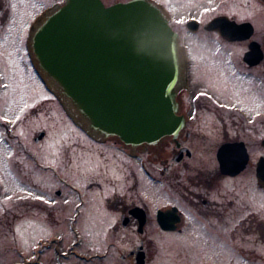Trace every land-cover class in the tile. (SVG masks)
Instances as JSON below:
<instances>
[{
	"label": "flooded vegetation",
	"instance_id": "obj_1",
	"mask_svg": "<svg viewBox=\"0 0 264 264\" xmlns=\"http://www.w3.org/2000/svg\"><path fill=\"white\" fill-rule=\"evenodd\" d=\"M65 1L0 0V53L14 50L23 36L33 44L43 12L51 17ZM120 1L129 0L113 3ZM150 1L165 13V2ZM231 2V16L221 11L213 17L247 23L253 32L229 39L211 30L221 51L209 60L217 59L220 100L203 101L200 85L209 70L183 48L176 98L185 123L178 134L128 145L82 125L74 141L78 169L83 173L82 168L94 165L100 172L92 181L76 183L71 228L57 229L43 239L47 244L35 245L36 232L20 230L34 216L15 219L12 260H2L0 246V264H264V181L257 175L264 158V33L258 34L256 23L245 17L264 10V0ZM192 20L197 30L187 26ZM201 25L206 30L192 17L185 26L195 32ZM60 151L59 145L56 154ZM108 153L109 165L95 164ZM89 156L93 159L83 160ZM56 192L63 193L60 188Z\"/></svg>",
	"mask_w": 264,
	"mask_h": 264
},
{
	"label": "water",
	"instance_id": "obj_2",
	"mask_svg": "<svg viewBox=\"0 0 264 264\" xmlns=\"http://www.w3.org/2000/svg\"><path fill=\"white\" fill-rule=\"evenodd\" d=\"M150 0L107 6L66 0L36 30L38 64L58 85L92 133L128 145L153 144L184 126L177 114L179 35ZM191 30L199 28L192 20ZM223 37H248L252 25L218 16L205 25ZM264 181V158L258 174Z\"/></svg>",
	"mask_w": 264,
	"mask_h": 264
},
{
	"label": "rangeland",
	"instance_id": "obj_3",
	"mask_svg": "<svg viewBox=\"0 0 264 264\" xmlns=\"http://www.w3.org/2000/svg\"><path fill=\"white\" fill-rule=\"evenodd\" d=\"M104 1L109 6L118 0ZM160 1L166 3L165 14L170 19L171 27L182 37L178 46L181 76L184 69L183 48H186L204 69L209 70L203 73L204 82L200 85L203 87V101H219L220 97L217 95L221 93V89L216 87L219 79L215 73L218 67L217 59H214L213 63L209 62L214 54L221 52L214 39L217 35L204 30L203 25L195 32L185 25L192 17L197 18L201 24H207L221 11L231 16L235 12L231 0L226 2L224 7V0ZM45 12L47 10L43 12V17ZM245 17L256 23L258 34L264 33V10L257 8ZM205 60H208V66L203 65ZM0 79L3 85L0 90V246L4 256L2 260L8 262L12 260L9 254L13 245L11 235L14 220L34 216L33 222L22 223L20 230L24 231L26 227L32 230L31 233L36 232L38 236L32 244H47L46 240H43L47 239V235H54L57 229L71 228L70 218L75 212L76 200L73 193L76 183L82 179L92 181L96 178L94 172H100V169L94 165L88 169L82 168L83 173L78 169L80 162L76 160V155L79 153L74 141L77 140L75 136L79 137L77 134H81L84 129L74 118L72 106L64 101L66 97L58 85L38 64L31 40L27 41L23 36V39H19L15 44L14 50L1 49ZM9 82L11 86L6 88ZM207 89L214 94V99L206 95ZM35 137L39 138L38 140L44 137L45 139L36 142ZM79 143L83 144L85 141ZM59 145L61 151L56 154ZM29 150H32V153ZM38 151H41L40 155L43 157ZM105 155L106 157L99 156L95 164L109 165L112 161L109 160L111 154ZM39 156L40 158H37ZM89 158L93 159L89 156L83 160ZM82 164L86 163L82 162L80 165ZM58 188L63 192L60 195L56 192ZM36 196H42L44 199L37 200ZM8 197L12 199L9 200Z\"/></svg>",
	"mask_w": 264,
	"mask_h": 264
},
{
	"label": "bare ground",
	"instance_id": "obj_4",
	"mask_svg": "<svg viewBox=\"0 0 264 264\" xmlns=\"http://www.w3.org/2000/svg\"><path fill=\"white\" fill-rule=\"evenodd\" d=\"M48 17H49V15H47ZM44 17V19H43V21L39 24V25H37V27L39 28V26L41 25V24H43V22L48 18V17ZM180 61H181V59H180ZM179 86H181V81H178V83H177V85H176V87L178 88ZM64 101L69 105L70 103V101L66 98H64ZM70 106H72L71 104H70ZM71 109H73V113H75V109L72 107ZM74 118L76 119V121H78V123H81V124H84V120L79 116V114H77V113H75V116H74Z\"/></svg>",
	"mask_w": 264,
	"mask_h": 264
},
{
	"label": "snow or ice",
	"instance_id": "obj_5",
	"mask_svg": "<svg viewBox=\"0 0 264 264\" xmlns=\"http://www.w3.org/2000/svg\"><path fill=\"white\" fill-rule=\"evenodd\" d=\"M29 196H31V193H29ZM8 199L10 200V199H12V197H8ZM35 199H37V200H43L44 197H42V196H36ZM45 202H47V201H45Z\"/></svg>",
	"mask_w": 264,
	"mask_h": 264
}]
</instances>
